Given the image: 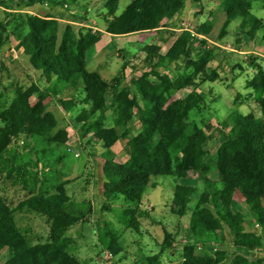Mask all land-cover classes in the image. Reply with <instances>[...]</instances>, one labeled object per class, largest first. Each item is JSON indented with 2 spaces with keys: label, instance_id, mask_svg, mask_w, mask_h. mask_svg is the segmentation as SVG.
<instances>
[{
  "label": "trees",
  "instance_id": "1",
  "mask_svg": "<svg viewBox=\"0 0 264 264\" xmlns=\"http://www.w3.org/2000/svg\"><path fill=\"white\" fill-rule=\"evenodd\" d=\"M80 1L11 0L16 6H8L0 20V50L13 37L16 50L22 51L46 83L43 89L34 83L6 85L3 76L8 68L0 58V256L6 252L4 264H83L74 256L78 246L69 232L86 222L90 209L67 193L63 166L70 155L69 133L48 110L45 101L49 97L64 113H76L80 138L91 134L94 142L101 144L103 195L109 202L122 201L125 208L120 220L126 229L138 232L140 219L155 224L141 207L147 188L156 186L153 179L175 181L173 204L183 215L195 188L176 182L200 175L204 187L188 222L193 241L182 246L178 264L226 263L225 250L210 252L208 247L227 242L232 248L227 264H264V257L256 255L264 247V117L235 111L219 120L220 151L208 161L213 137L206 133L208 125L202 121L199 126L190 113L198 115L207 109L200 88L218 79L215 71L208 70L215 48L201 44L195 54H189L188 47L197 38L185 30L171 32L174 41L166 52L155 44L139 51L135 59L142 62L141 73L129 85L124 84L122 72L107 82L86 69V54L100 42V33L71 23L61 26L55 18L23 10L43 4L71 7ZM119 1L106 4L112 19L105 32L115 37L168 32L189 1L200 6V16L206 10L204 0H131L116 16ZM257 4L264 9V0H222L219 12L225 21L219 39L233 21L240 20L241 29L249 27L251 39L262 32L264 41L263 20L252 13ZM215 14L207 10V18L196 29L197 37L210 35ZM9 59H13L11 50ZM250 65L256 72L244 85L249 92L236 94L234 104L255 103L264 116V70L252 61ZM160 68L172 74H162ZM183 90L189 93L168 110L171 97ZM65 91L73 92L72 97H62ZM108 111L115 114L110 126ZM119 142L126 155L124 162L115 161L111 152ZM8 192L21 199L14 204L7 199ZM236 196L258 230H247L244 214L234 205ZM28 215L45 219L48 233L43 243L28 241L30 231L22 223ZM121 237L106 225L99 243L113 257L118 256L124 251ZM174 243L166 231L163 242L154 244L158 248L155 254H147L135 242L134 264H162L160 253Z\"/></svg>",
  "mask_w": 264,
  "mask_h": 264
},
{
  "label": "rangeland",
  "instance_id": "2",
  "mask_svg": "<svg viewBox=\"0 0 264 264\" xmlns=\"http://www.w3.org/2000/svg\"><path fill=\"white\" fill-rule=\"evenodd\" d=\"M204 1L206 4L205 14L200 16V6L189 1L185 5L182 14L172 20V29L168 32L162 34L155 32L138 33L122 37H111L105 32L108 21L112 19L106 10L108 0H81L78 5L64 8H53L48 4H43L23 10L40 17L65 18L70 22L77 21L73 24L77 28H88L92 32L100 33V42L86 54V69L88 72L98 73L107 82H110L122 72L124 84L129 85L130 80L141 73L142 62L140 63L135 59L139 51L145 46L155 44L161 48L162 52H166L174 41L171 32L185 30L191 36L197 38L188 47L187 52L189 54H195L201 44L214 47L208 70L215 71L218 79L213 83L205 82L200 88L205 95L206 111L198 115L195 111L190 113V116L197 121L199 126H202V121L208 125V128L205 129L206 133L213 137L209 144L210 157L207 159L211 162L220 151L219 147L222 141L218 137L217 131L219 120L226 118L235 111L243 115L253 113L256 117H264L260 107L255 103L234 104L236 94L244 95L249 92L244 88V85L253 78L256 72L254 67H251L250 62L252 61L264 70V41L262 32L251 39L249 37V27L241 29L240 20L233 21L228 26L226 33L219 39V31L225 21V15L219 12V3L222 0ZM15 2L0 0V20L5 17L8 6H16ZM130 2L131 0H120L116 16L122 13ZM207 10L216 12L214 27L209 36L197 37L196 29L207 18ZM252 13L261 18L264 23V9L259 4L255 6ZM64 24L66 23H60L61 26ZM16 45L17 42L11 37L0 50V58L8 68V73L3 76L4 83L6 85L17 83L23 86L34 83L40 89H43L46 86L44 78L41 77L39 72L30 67L22 51L16 50ZM9 50L13 52V59H9ZM158 71L162 74H172L168 69L160 68ZM56 87L61 88L59 85ZM188 93L189 90H183L173 95L167 109L172 110ZM72 95L73 92L65 91L62 97H72ZM128 98L132 100L131 95ZM45 104L48 110L54 114L56 123L67 129L69 146L79 153L77 158L70 153L64 160L63 170L66 175L67 193L74 202H83L90 209L89 214L86 216V222L75 226L69 232L78 246L74 256L83 264H134L135 242H139L147 254H155L158 252V248L154 244L163 242L164 231H166L173 236L175 243L173 247L160 253L162 264L180 263L182 246L193 241L188 222L204 187L201 176L196 175L190 180L176 182L195 188L191 196V202L186 207L183 215H179L180 209L173 204L175 181L171 178L153 179L156 186L147 188L142 198L141 207L142 210L148 212L155 224L149 219H140L141 225L138 232L133 228L126 229L120 220L122 219L121 212L125 208L122 201L109 202L103 195L105 158L101 144L95 143L91 134L85 138H80V125L74 122L75 112L71 114L64 113L59 108L57 101L50 97L45 101ZM106 115L107 124L110 126L115 114L113 111H108ZM135 129H139L138 123H136ZM111 152L115 161L124 162L126 160L120 142L111 148ZM7 199L16 204L21 197L8 192ZM234 205L244 214L247 230H258L252 226L253 221L250 213L237 196L234 199ZM23 220V225L30 231L27 235L28 241L31 244L43 243L48 233V225L45 219L28 215ZM106 225H111L119 234H122L121 242L124 245V251L118 256L113 257L99 243V234L105 229ZM220 249L227 252L228 260L232 257V248L229 242L222 246L211 244L208 247L210 252ZM256 255L264 257V247ZM6 259L7 254L3 252L0 256V264H4Z\"/></svg>",
  "mask_w": 264,
  "mask_h": 264
},
{
  "label": "built area",
  "instance_id": "3",
  "mask_svg": "<svg viewBox=\"0 0 264 264\" xmlns=\"http://www.w3.org/2000/svg\"><path fill=\"white\" fill-rule=\"evenodd\" d=\"M68 152L69 153H71L72 155H73V157H75V158H77V157H79V153L77 152V151H75L72 147H70L69 146V148H68ZM253 226H254V228L255 229H259L258 228V225L255 223V224H253ZM199 248V247H198Z\"/></svg>",
  "mask_w": 264,
  "mask_h": 264
},
{
  "label": "crops",
  "instance_id": "4",
  "mask_svg": "<svg viewBox=\"0 0 264 264\" xmlns=\"http://www.w3.org/2000/svg\"><path fill=\"white\" fill-rule=\"evenodd\" d=\"M55 19H57L60 23H71V24H75L74 22H70V21H67V19H65V18H55ZM175 31V30H174ZM107 35H109V34H107ZM109 36H111V35H109ZM111 37H115V36H111ZM118 37H122V36H118ZM245 205V204H244ZM230 260V259H229ZM228 261V260H227ZM226 262V261H225ZM229 262V261H228ZM228 262H226V263H223V264H227Z\"/></svg>",
  "mask_w": 264,
  "mask_h": 264
}]
</instances>
